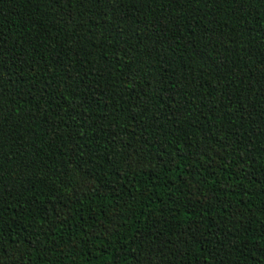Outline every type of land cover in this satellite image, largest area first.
<instances>
[{"label": "trees", "instance_id": "16d2710c", "mask_svg": "<svg viewBox=\"0 0 264 264\" xmlns=\"http://www.w3.org/2000/svg\"><path fill=\"white\" fill-rule=\"evenodd\" d=\"M0 264H264V0H0Z\"/></svg>", "mask_w": 264, "mask_h": 264}]
</instances>
